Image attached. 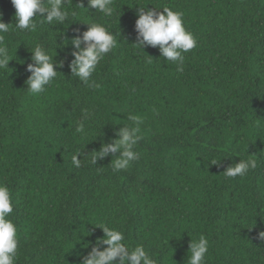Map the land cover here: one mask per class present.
<instances>
[{
  "label": "trees",
  "instance_id": "trees-1",
  "mask_svg": "<svg viewBox=\"0 0 264 264\" xmlns=\"http://www.w3.org/2000/svg\"><path fill=\"white\" fill-rule=\"evenodd\" d=\"M139 6L183 13L197 46L182 64L134 44ZM87 7L67 0L63 24L37 18L24 31L11 0H0V18L13 24L3 34L11 61L0 68V183L12 194L15 264H81L104 226L155 264H188L200 236L205 264H264V0H113L111 17ZM86 23L105 26L117 46L84 83L68 67L71 45H57ZM37 45L64 63L32 94L26 67ZM130 115L142 121L139 158L119 171V152L93 165L102 143L133 126ZM78 153L89 154L79 168ZM239 160L256 167L227 177Z\"/></svg>",
  "mask_w": 264,
  "mask_h": 264
},
{
  "label": "clouds",
  "instance_id": "clouds-1",
  "mask_svg": "<svg viewBox=\"0 0 264 264\" xmlns=\"http://www.w3.org/2000/svg\"><path fill=\"white\" fill-rule=\"evenodd\" d=\"M66 3L67 0H11L15 9L14 25L20 30L35 31L38 26L37 18H41L49 24H63L69 17V12L65 9ZM81 5L83 6L82 3ZM89 8L108 17H111L114 12L113 0H88L87 9ZM160 9L162 11H158ZM136 15L137 42L134 44L142 49L148 46L158 47L161 57L179 65L183 63V53H187L197 46L196 38L184 26L183 13L166 6L159 8L139 6ZM86 24L88 28L82 35H75L70 39L65 37L59 45L55 41L57 47L60 48L71 45L73 59L69 62L68 67L71 75L76 76L84 83L91 79L97 65L105 55L112 52L117 46L116 36L105 26L97 23ZM11 25L13 24H6L0 18V68H8L9 61H11L8 49L3 44V34L9 32ZM29 51L31 52V62L27 64L26 71L30 75L25 84L30 93L39 94L44 92L46 86L55 80L59 73L57 69L63 67L64 62H57L40 45ZM128 119L133 122V126L124 125L115 133V138L111 142L102 143L100 149L95 151L92 156L91 163L93 165H96L99 159L119 152L118 158L113 155L115 158L113 170L119 171L127 169L132 162L139 158V154L135 151V145L140 139L139 125L142 121L134 115H130ZM77 131L83 132V126L78 127ZM81 154L78 153L72 157V163L77 168L81 167L82 160L89 155L78 159ZM255 167V160H239L238 163L227 167L223 173L227 177L235 178L244 176ZM12 212V194L5 184L0 183V264H15L18 252L17 227L10 219ZM101 229H103L104 237L90 246L91 250L82 257L81 264H155L142 245L131 248L125 242L123 232L107 226ZM259 237L264 241V231L259 233ZM208 249L209 241L204 236H200L198 241L191 240L190 255L187 254L188 264H205Z\"/></svg>",
  "mask_w": 264,
  "mask_h": 264
}]
</instances>
